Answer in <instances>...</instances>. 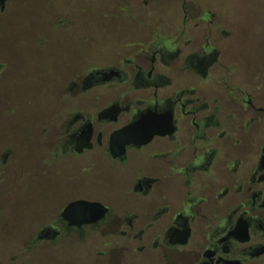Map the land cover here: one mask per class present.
<instances>
[{"label":"flooded vegetation","instance_id":"flooded-vegetation-1","mask_svg":"<svg viewBox=\"0 0 264 264\" xmlns=\"http://www.w3.org/2000/svg\"><path fill=\"white\" fill-rule=\"evenodd\" d=\"M62 1L103 2L126 33L108 55L85 54L36 87L58 102L26 130L39 154L30 183L45 176L37 191L47 207L25 224L7 263L41 264L43 252L85 246L86 264H264V73L241 72L230 58L242 33L227 0ZM15 2L0 0V203L12 171L27 175L23 141H10L3 120L17 108L4 97ZM47 21L51 32L71 24L66 12ZM258 46L264 52V29ZM60 171L117 176L119 201L90 187L58 192L50 183ZM77 201L106 212L72 226L62 212Z\"/></svg>","mask_w":264,"mask_h":264},{"label":"rangeland","instance_id":"rangeland-1","mask_svg":"<svg viewBox=\"0 0 264 264\" xmlns=\"http://www.w3.org/2000/svg\"><path fill=\"white\" fill-rule=\"evenodd\" d=\"M223 7L242 33L241 40H236L228 49L230 58L241 72L264 73V52L258 46L264 29L263 1L227 0ZM83 8L86 10H81ZM106 8L108 6L103 2L65 5L62 0H16L9 10L5 55L10 79L4 85V97L17 108L11 119L5 117L3 120L10 126V131L5 134L10 141L16 144L23 141L17 144L19 169L27 175L18 179V170L12 171L6 196L0 203V264H8L6 256L25 224L47 207L41 203V194L37 191L44 187L45 176L39 174L30 183V168L36 165L39 154L26 130L54 109L58 102L49 91L35 93L36 87L46 86L66 75L77 64V59L82 60L85 54L91 58L108 55L123 39L125 24L107 15ZM55 12H66L71 19L68 28L51 32L47 16ZM86 34L87 42L84 40ZM42 39L46 42L36 48V43ZM87 44L89 47H86ZM64 169L68 170L67 165ZM117 182L118 177L110 174H69L60 171L50 184L58 192L65 187L95 188L118 202ZM84 249L85 246L71 247L58 250L56 255L43 252L41 264H86Z\"/></svg>","mask_w":264,"mask_h":264},{"label":"water","instance_id":"water-1","mask_svg":"<svg viewBox=\"0 0 264 264\" xmlns=\"http://www.w3.org/2000/svg\"><path fill=\"white\" fill-rule=\"evenodd\" d=\"M105 212L106 208L98 203L77 201L67 206L62 212V216L70 225L79 227L99 220Z\"/></svg>","mask_w":264,"mask_h":264}]
</instances>
